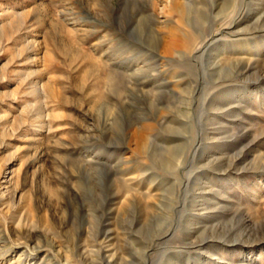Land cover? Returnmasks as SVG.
<instances>
[{
	"label": "rangeland",
	"instance_id": "1",
	"mask_svg": "<svg viewBox=\"0 0 264 264\" xmlns=\"http://www.w3.org/2000/svg\"><path fill=\"white\" fill-rule=\"evenodd\" d=\"M0 264H264V0H0Z\"/></svg>",
	"mask_w": 264,
	"mask_h": 264
}]
</instances>
